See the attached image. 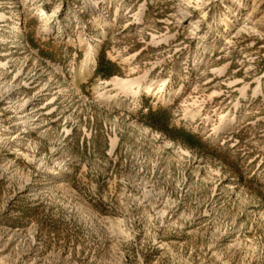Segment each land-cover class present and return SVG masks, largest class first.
Here are the masks:
<instances>
[{"label":"rangeland","instance_id":"rangeland-1","mask_svg":"<svg viewBox=\"0 0 264 264\" xmlns=\"http://www.w3.org/2000/svg\"><path fill=\"white\" fill-rule=\"evenodd\" d=\"M0 264H264V0H0Z\"/></svg>","mask_w":264,"mask_h":264}]
</instances>
